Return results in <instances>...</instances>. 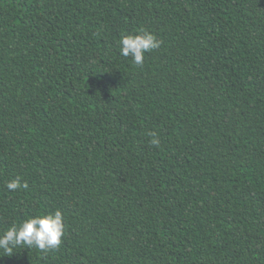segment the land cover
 <instances>
[{
  "label": "trees",
  "instance_id": "16d2710c",
  "mask_svg": "<svg viewBox=\"0 0 264 264\" xmlns=\"http://www.w3.org/2000/svg\"><path fill=\"white\" fill-rule=\"evenodd\" d=\"M56 210L0 264H264V0H0V234Z\"/></svg>",
  "mask_w": 264,
  "mask_h": 264
},
{
  "label": "clouds",
  "instance_id": "9594fccd",
  "mask_svg": "<svg viewBox=\"0 0 264 264\" xmlns=\"http://www.w3.org/2000/svg\"><path fill=\"white\" fill-rule=\"evenodd\" d=\"M161 41L147 31L134 35H124L120 39V54L131 57L137 66L143 64L147 52L159 48ZM153 145H159L156 134L152 133ZM9 190L27 188V183L21 185L19 178L6 184ZM64 234L63 214L60 210L47 215H37L24 220L19 226L13 225L0 234V250L11 256L18 247L36 248L48 252L58 248Z\"/></svg>",
  "mask_w": 264,
  "mask_h": 264
}]
</instances>
